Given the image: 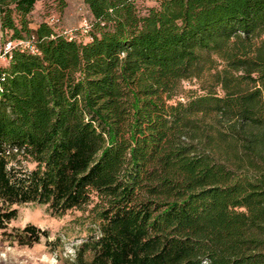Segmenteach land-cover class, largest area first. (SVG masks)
I'll return each mask as SVG.
<instances>
[{"label": "trees", "instance_id": "1", "mask_svg": "<svg viewBox=\"0 0 264 264\" xmlns=\"http://www.w3.org/2000/svg\"><path fill=\"white\" fill-rule=\"evenodd\" d=\"M0 0V232L88 214L75 264H264V0H83L87 42ZM198 80L203 94L184 97ZM29 165H34L30 170Z\"/></svg>", "mask_w": 264, "mask_h": 264}, {"label": "rangeland", "instance_id": "2", "mask_svg": "<svg viewBox=\"0 0 264 264\" xmlns=\"http://www.w3.org/2000/svg\"><path fill=\"white\" fill-rule=\"evenodd\" d=\"M141 15L156 7L152 0H134ZM0 12V44L10 42L12 33L2 29ZM58 23L51 25L58 34L74 36L80 42L90 38L85 24H91L93 17L83 0H41L35 5L34 11L28 16L31 28L42 23H50L51 19ZM9 61H1L0 66H8ZM184 97L203 94V83L192 80L183 83ZM30 170L34 165H29ZM18 218L9 225V232L35 225L48 233L41 242L29 246H21L10 241L11 237L0 232V264H75L77 247L90 236L91 224L88 214L71 211L66 215L54 216L46 206L27 204L18 207Z\"/></svg>", "mask_w": 264, "mask_h": 264}, {"label": "built area", "instance_id": "3", "mask_svg": "<svg viewBox=\"0 0 264 264\" xmlns=\"http://www.w3.org/2000/svg\"><path fill=\"white\" fill-rule=\"evenodd\" d=\"M58 23V20L53 18L50 20V23H48L49 25H53ZM91 28V24H85V30L86 32H88ZM66 34H68L66 32ZM72 36V35H71ZM17 47H21L23 50L26 49H31L32 51L35 50V47L31 46L28 43H24V42H20V43H15V42H8L6 44H0V62L1 61H9L11 58V54L13 52L14 49H16Z\"/></svg>", "mask_w": 264, "mask_h": 264}]
</instances>
